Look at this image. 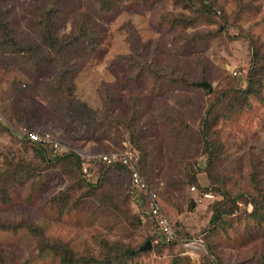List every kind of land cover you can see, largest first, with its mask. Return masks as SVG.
Listing matches in <instances>:
<instances>
[{"label": "rangeland", "instance_id": "374dc122", "mask_svg": "<svg viewBox=\"0 0 264 264\" xmlns=\"http://www.w3.org/2000/svg\"><path fill=\"white\" fill-rule=\"evenodd\" d=\"M52 4L0 0V264H264V0H59L55 51ZM25 129L131 152L180 241L122 167L89 182Z\"/></svg>", "mask_w": 264, "mask_h": 264}, {"label": "built area", "instance_id": "2783aa9c", "mask_svg": "<svg viewBox=\"0 0 264 264\" xmlns=\"http://www.w3.org/2000/svg\"><path fill=\"white\" fill-rule=\"evenodd\" d=\"M24 134L31 142L42 146H49L54 153L59 155L66 153L67 151L65 145L49 132L40 133L35 130L25 129ZM91 160L105 163L107 165H114L116 163L122 165L128 174L132 193H134L135 197L140 198L143 203L147 204V213L154 217L161 238L165 242L180 241L181 235L179 230H175L173 223L169 221L165 214H163L157 193L151 189L145 177L139 172L136 159L131 152L109 151L99 154L96 158H88L82 165V173L86 176L90 175L91 172L88 166V163H90ZM204 195L211 196L209 193Z\"/></svg>", "mask_w": 264, "mask_h": 264}, {"label": "trees", "instance_id": "16d2710c", "mask_svg": "<svg viewBox=\"0 0 264 264\" xmlns=\"http://www.w3.org/2000/svg\"><path fill=\"white\" fill-rule=\"evenodd\" d=\"M51 3H53L51 6H49L47 8V12H45L44 14H42L43 16H41V20L39 22V26L42 30H44V32L47 34L48 38H45V42L47 43V47L49 48H52L54 51L55 50H61L63 45L65 44V42H63L62 40L59 39L58 35L54 34L53 33V26H54V18H55V14L57 13L58 11V7L57 4L59 2V0H49ZM101 1V4L102 6H106V7H109L111 5V0H100ZM56 5V6H55ZM34 146L36 148L37 151H42L46 148L45 146H42L40 144H37V143H34ZM56 155L55 156H59V154L55 153ZM66 153H63L61 154L60 156H63L65 155ZM66 157V158H65ZM65 159H70V160H73V162L78 166L79 168V171L81 173V175L89 182H93V178L97 175H95V172L98 171V174L110 167H114V166H119V167H122V169L126 172L125 168L120 165L119 163H116L114 165H107L105 163H101V162H97V161H93L91 160L90 163H88V166L91 170L90 172V175L86 176L82 173V165L84 163V161H82L78 155L74 154V153H68L64 156ZM61 159H63V157H61ZM137 168H138V165H137ZM139 172L143 175L142 171L138 168ZM127 173V172H126ZM100 175V174H99ZM144 176V175H143ZM98 177V176H97ZM146 179V178H145ZM147 180V179H146ZM128 182H129V179H128ZM148 182V180H147ZM130 183V182H129ZM149 183V182H148ZM150 185V184H149ZM151 187V186H150ZM152 189V188H151ZM154 190V189H153ZM162 212L163 214H165L164 212V209H162ZM259 213V215L262 216V218L264 219V212H260V211H257ZM149 216L153 219V223H154V226L157 228L156 224H155V221H154V217H152L150 214ZM33 231L36 232V229ZM174 242H177V241H172L170 243H174ZM55 250H57V247H53ZM130 253H137L136 251H133V250H130ZM66 254V253H65ZM113 254V253H112ZM111 252L107 255V257L104 259L105 262H101L100 259H97V258H93L92 260L90 259L89 261H86V262H93V263H101V264H109L111 262H113L116 258L120 257V255L118 254H115V255H112Z\"/></svg>", "mask_w": 264, "mask_h": 264}, {"label": "water", "instance_id": "95a60500", "mask_svg": "<svg viewBox=\"0 0 264 264\" xmlns=\"http://www.w3.org/2000/svg\"><path fill=\"white\" fill-rule=\"evenodd\" d=\"M198 86H203L208 92L211 90V85L207 81H201L196 83ZM151 247V241L146 240L143 245L140 246V249H148Z\"/></svg>", "mask_w": 264, "mask_h": 264}]
</instances>
